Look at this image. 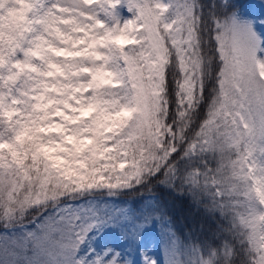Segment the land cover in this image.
Masks as SVG:
<instances>
[{"label":"snow or ice","instance_id":"snow-or-ice-1","mask_svg":"<svg viewBox=\"0 0 264 264\" xmlns=\"http://www.w3.org/2000/svg\"><path fill=\"white\" fill-rule=\"evenodd\" d=\"M0 264H264V0H0Z\"/></svg>","mask_w":264,"mask_h":264},{"label":"trees","instance_id":"trees-1","mask_svg":"<svg viewBox=\"0 0 264 264\" xmlns=\"http://www.w3.org/2000/svg\"><path fill=\"white\" fill-rule=\"evenodd\" d=\"M184 211H187L186 205H183V206H180V207L177 208L178 214L181 213V212H184Z\"/></svg>","mask_w":264,"mask_h":264}]
</instances>
